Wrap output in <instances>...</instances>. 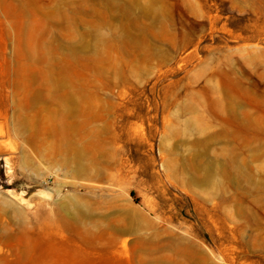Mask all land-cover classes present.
Returning a JSON list of instances; mask_svg holds the SVG:
<instances>
[{"label":"rangeland","instance_id":"obj_1","mask_svg":"<svg viewBox=\"0 0 264 264\" xmlns=\"http://www.w3.org/2000/svg\"><path fill=\"white\" fill-rule=\"evenodd\" d=\"M0 264H264V0H0Z\"/></svg>","mask_w":264,"mask_h":264},{"label":"bare ground","instance_id":"obj_2","mask_svg":"<svg viewBox=\"0 0 264 264\" xmlns=\"http://www.w3.org/2000/svg\"><path fill=\"white\" fill-rule=\"evenodd\" d=\"M60 88H61V86H60ZM60 88H59V89H60ZM37 98H38V97H37Z\"/></svg>","mask_w":264,"mask_h":264}]
</instances>
